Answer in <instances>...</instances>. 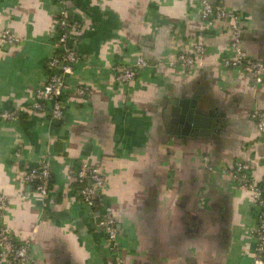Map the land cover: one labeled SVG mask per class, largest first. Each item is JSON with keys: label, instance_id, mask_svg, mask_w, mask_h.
Masks as SVG:
<instances>
[{"label": "crops", "instance_id": "1", "mask_svg": "<svg viewBox=\"0 0 264 264\" xmlns=\"http://www.w3.org/2000/svg\"><path fill=\"white\" fill-rule=\"evenodd\" d=\"M211 2L240 16L243 48L264 61V0ZM62 7L81 23L73 39L80 59L62 118L52 120L27 106L47 78ZM199 9V0H0V30L21 39H0V110L14 112L0 119V192L11 236L29 247L27 264H111L101 209L79 199L69 173L81 158L103 175L125 264L252 263L256 209L229 172L242 161L255 181L264 178V132L251 118L264 111V77L254 84L248 72L223 66L233 57L230 22L206 27ZM196 43L203 52L193 65H168ZM138 56L149 63L117 83L113 67L134 66ZM197 87L221 127L197 138L176 134L168 107ZM43 161L46 197L24 179Z\"/></svg>", "mask_w": 264, "mask_h": 264}, {"label": "built area", "instance_id": "2", "mask_svg": "<svg viewBox=\"0 0 264 264\" xmlns=\"http://www.w3.org/2000/svg\"><path fill=\"white\" fill-rule=\"evenodd\" d=\"M62 3L63 0H55ZM200 17L206 27L213 26L216 20H228L230 22V48L232 58L224 59L222 64L226 68H240L252 76L254 84L261 83L264 77V61H259L247 54L242 44L243 28L240 16L233 11L217 6L211 0H199ZM57 36L54 42L55 52L47 61L48 75L45 82L34 91L33 98L28 109L32 112L48 110L52 120L61 119L63 115L62 94L69 85V78L74 74L75 65L80 59L76 51L73 39L81 29V23L77 19L68 16L63 7L59 10L55 19ZM0 39L6 44H17L21 39L7 29L0 30ZM203 46L196 43L192 53H178L174 59L168 61V65L174 67L181 65L189 67L196 62L194 54H201ZM149 62L138 56L134 66L117 64L113 67L114 79L119 84L131 82L136 74V69L146 66ZM85 86H78V95L86 94ZM25 108L20 107L19 110ZM14 112L0 110V119L11 120ZM251 118L256 128L264 132V111L252 112ZM204 162L209 165V158L204 157ZM210 168V165H209ZM223 174L226 169L221 170ZM69 173L76 181L75 194L88 207H100L99 225L105 235V245L111 258V264H125L123 261L119 241L118 229L113 214L112 206L101 196L104 178L98 167L89 164L81 158ZM237 178L241 187L251 193L253 205L256 209L257 224L253 228L255 242L254 256L251 264H264V178L255 181L250 176V166L246 162L237 161L229 172ZM25 181L33 184L35 192L41 197H46L49 191L50 169L46 161L41 162L36 169L28 170L24 176ZM7 196L0 192V264H27L30 260V252L27 243H18L11 236L4 220V211L7 208Z\"/></svg>", "mask_w": 264, "mask_h": 264}, {"label": "water", "instance_id": "3", "mask_svg": "<svg viewBox=\"0 0 264 264\" xmlns=\"http://www.w3.org/2000/svg\"><path fill=\"white\" fill-rule=\"evenodd\" d=\"M203 96V90L197 87L193 93L170 103L168 109L172 115V132L197 138L221 127L217 110Z\"/></svg>", "mask_w": 264, "mask_h": 264}, {"label": "trees", "instance_id": "4", "mask_svg": "<svg viewBox=\"0 0 264 264\" xmlns=\"http://www.w3.org/2000/svg\"><path fill=\"white\" fill-rule=\"evenodd\" d=\"M49 185H50V183H49Z\"/></svg>", "mask_w": 264, "mask_h": 264}]
</instances>
